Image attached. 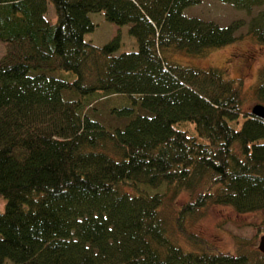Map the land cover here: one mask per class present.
Listing matches in <instances>:
<instances>
[{"label":"trees","instance_id":"trees-1","mask_svg":"<svg viewBox=\"0 0 264 264\" xmlns=\"http://www.w3.org/2000/svg\"><path fill=\"white\" fill-rule=\"evenodd\" d=\"M196 2L0 0V264H264L253 238L234 252L181 242L210 204L264 209V117L244 109L242 79L167 56L239 37L242 19L184 14ZM97 11L137 48L85 39ZM246 34L264 45V10ZM250 93L264 103V64Z\"/></svg>","mask_w":264,"mask_h":264},{"label":"rangeland","instance_id":"rangeland-1","mask_svg":"<svg viewBox=\"0 0 264 264\" xmlns=\"http://www.w3.org/2000/svg\"><path fill=\"white\" fill-rule=\"evenodd\" d=\"M259 10H264V4L255 6L251 12L238 9L230 3L221 0H197L196 3L184 7L186 15L198 16L203 19L214 20L219 24H228L235 19L245 21L238 30V38L223 46L210 48L204 54H191L184 50L171 48L167 51L169 59L181 64L198 67L216 66L224 68L228 77H240L243 82L245 101L243 107L251 111L252 106L259 102L250 93L259 68L264 64V45L252 39L247 32L249 18ZM47 16L54 21L55 12L52 2L48 3ZM89 16L96 24L95 28L85 33V39L95 44H104L114 35L119 34L121 39L120 50H134L137 48V40L128 33V25H117L108 21L103 11L89 12ZM6 43L0 40V57L6 52ZM61 76L64 73L60 71ZM113 95L108 98L113 104L118 101ZM115 97V98H112ZM105 99H99L93 105L101 106ZM101 118L106 122L121 123L122 120L115 118L113 114L104 110ZM187 197V192H182L179 201ZM4 198L0 197V210L4 208ZM189 231L194 233V238H189L181 233V242L187 246L196 247L202 243V247L209 244V248L218 251L234 252L235 236L253 238L258 245L261 234L264 233V209L248 212H237L228 204H210L205 207L198 217L188 224ZM205 241L206 243H203ZM207 247V246H206ZM7 260L4 264H10Z\"/></svg>","mask_w":264,"mask_h":264},{"label":"water","instance_id":"water-1","mask_svg":"<svg viewBox=\"0 0 264 264\" xmlns=\"http://www.w3.org/2000/svg\"><path fill=\"white\" fill-rule=\"evenodd\" d=\"M251 112L258 116L264 117V104L261 102L255 103L251 108ZM257 246L259 250L264 252V233L260 235Z\"/></svg>","mask_w":264,"mask_h":264}]
</instances>
